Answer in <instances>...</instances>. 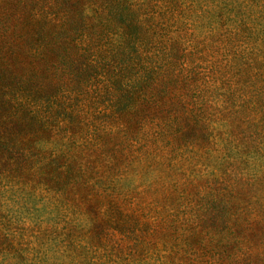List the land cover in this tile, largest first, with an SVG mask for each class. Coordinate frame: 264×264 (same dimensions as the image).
Here are the masks:
<instances>
[{
  "label": "trees",
  "instance_id": "1",
  "mask_svg": "<svg viewBox=\"0 0 264 264\" xmlns=\"http://www.w3.org/2000/svg\"><path fill=\"white\" fill-rule=\"evenodd\" d=\"M263 208L264 0H0V264H264Z\"/></svg>",
  "mask_w": 264,
  "mask_h": 264
},
{
  "label": "rangeland",
  "instance_id": "2",
  "mask_svg": "<svg viewBox=\"0 0 264 264\" xmlns=\"http://www.w3.org/2000/svg\"><path fill=\"white\" fill-rule=\"evenodd\" d=\"M261 178H262V177H260V176H257V179H259V180H260ZM263 209H264V208H263ZM263 235H264V232H263Z\"/></svg>",
  "mask_w": 264,
  "mask_h": 264
}]
</instances>
